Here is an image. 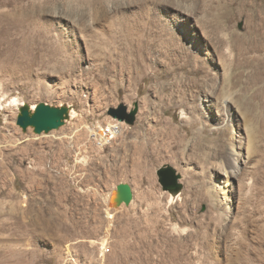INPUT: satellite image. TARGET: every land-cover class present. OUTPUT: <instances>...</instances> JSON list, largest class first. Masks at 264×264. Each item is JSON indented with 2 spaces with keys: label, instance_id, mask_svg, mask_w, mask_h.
I'll list each match as a JSON object with an SVG mask.
<instances>
[{
  "label": "rangeland",
  "instance_id": "obj_1",
  "mask_svg": "<svg viewBox=\"0 0 264 264\" xmlns=\"http://www.w3.org/2000/svg\"><path fill=\"white\" fill-rule=\"evenodd\" d=\"M257 3L0 0V264H264ZM42 102L71 119L24 132ZM136 104L134 126L110 115ZM120 184L134 200L115 208Z\"/></svg>",
  "mask_w": 264,
  "mask_h": 264
},
{
  "label": "water",
  "instance_id": "obj_2",
  "mask_svg": "<svg viewBox=\"0 0 264 264\" xmlns=\"http://www.w3.org/2000/svg\"><path fill=\"white\" fill-rule=\"evenodd\" d=\"M70 107H54L47 103H39L34 106L24 104L19 109L17 125L24 131L33 129L37 135L50 134L53 131L62 128L70 120ZM139 114V105L131 111L126 106H120L119 109H112L110 115L129 126H134ZM157 176L159 183L165 192L178 195L183 189L180 182L182 176L170 166L162 167L158 170ZM134 200V192L130 185L120 184L116 192L110 198V205L113 207L130 206Z\"/></svg>",
  "mask_w": 264,
  "mask_h": 264
},
{
  "label": "bare ground",
  "instance_id": "obj_3",
  "mask_svg": "<svg viewBox=\"0 0 264 264\" xmlns=\"http://www.w3.org/2000/svg\"><path fill=\"white\" fill-rule=\"evenodd\" d=\"M260 1L262 2L260 5L259 3L254 4V7H252V10L249 11L250 19L248 20L249 28H248V32L246 33L247 35L246 41L248 44L247 50L249 52H261V58H254L252 59V62L253 63L257 62L256 64L258 68L256 70L257 72L261 71L260 73L263 75L262 80H264V0H260ZM236 36H239V34H236ZM14 103H16V101H14ZM71 114H72V110L70 111V119H71ZM105 132L106 131L97 132L93 130L90 133L92 134V137H96L97 135H99L103 140L107 141L106 139L107 134H105ZM107 132L109 135H111L112 139H114V135H113L114 129L110 128L109 126ZM178 195L171 194L172 201L175 198H177ZM107 214H108V217L110 218L114 217L112 213H110V211L109 212L107 211Z\"/></svg>",
  "mask_w": 264,
  "mask_h": 264
},
{
  "label": "built area",
  "instance_id": "obj_4",
  "mask_svg": "<svg viewBox=\"0 0 264 264\" xmlns=\"http://www.w3.org/2000/svg\"><path fill=\"white\" fill-rule=\"evenodd\" d=\"M107 130H108V129H107ZM104 131H106V130H104ZM105 134H107V138H108V137H111V135H109L108 132H105ZM105 138H106V137H105ZM107 138H106V139H107ZM111 139H112V137H111ZM99 140L101 141V144H100V145L104 144V143H103L104 140H103L102 138H100ZM105 141H106V140H105Z\"/></svg>",
  "mask_w": 264,
  "mask_h": 264
}]
</instances>
